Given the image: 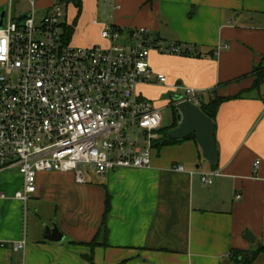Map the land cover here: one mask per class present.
Instances as JSON below:
<instances>
[{
    "label": "crops",
    "instance_id": "crops-1",
    "mask_svg": "<svg viewBox=\"0 0 264 264\" xmlns=\"http://www.w3.org/2000/svg\"><path fill=\"white\" fill-rule=\"evenodd\" d=\"M25 1L0 0L4 22L25 16ZM54 1L38 0L40 14ZM80 1L73 46L104 43L100 21L196 46L199 57L152 52L149 64L166 84H142L138 92L173 110L160 94L174 84L200 92L199 103L225 98L214 121L218 175L210 186L201 183L200 173L212 166L191 139L158 144L146 170L88 172L84 183L69 172H40L25 203L12 198L22 187L17 169L0 170V193L7 196L0 199V242L6 243L0 264H90L84 255L92 264H244L232 259V250L264 243V0ZM73 7L69 20L64 10L65 25L75 19ZM258 72L262 80L254 86ZM176 116L172 111L170 126ZM176 164L184 171L172 170ZM54 225L62 241L44 238L45 227ZM247 231L254 242L244 238ZM21 239L24 249L13 251L10 243ZM247 264H264V253Z\"/></svg>",
    "mask_w": 264,
    "mask_h": 264
},
{
    "label": "built area",
    "instance_id": "built-area-1",
    "mask_svg": "<svg viewBox=\"0 0 264 264\" xmlns=\"http://www.w3.org/2000/svg\"><path fill=\"white\" fill-rule=\"evenodd\" d=\"M27 1L31 11L0 27V170L15 168L22 177L12 198L27 202L40 172H69L84 183L88 172L150 169L163 108L142 97L138 86L166 84L149 64L152 52L194 57V45L166 41L145 27L104 24V43L73 46L63 40L65 0L44 8L37 22L38 0ZM167 89L199 104L193 88ZM217 175L213 169L200 173V181L210 186ZM10 247L21 251L25 241Z\"/></svg>",
    "mask_w": 264,
    "mask_h": 264
},
{
    "label": "water",
    "instance_id": "water-1",
    "mask_svg": "<svg viewBox=\"0 0 264 264\" xmlns=\"http://www.w3.org/2000/svg\"><path fill=\"white\" fill-rule=\"evenodd\" d=\"M4 24V10L0 12V27ZM168 99L174 104V109L179 113L180 120L178 124L169 129L167 137L174 140H182L193 134L200 147L202 155L211 166L217 165L218 154L214 138L215 123L205 115L198 105L182 100L180 94L170 93ZM244 238L248 242H254L250 232H245ZM44 238L49 241L59 242L63 240V235L54 225L52 228L45 227Z\"/></svg>",
    "mask_w": 264,
    "mask_h": 264
},
{
    "label": "trees",
    "instance_id": "trees-1",
    "mask_svg": "<svg viewBox=\"0 0 264 264\" xmlns=\"http://www.w3.org/2000/svg\"><path fill=\"white\" fill-rule=\"evenodd\" d=\"M66 2H73V5L76 7L77 12H76V16L75 19L73 20L72 24L70 25H63V40L65 43H69L70 42V37L73 33V29H74V25L75 22L80 14L81 11V1L80 0H65ZM159 37V36H158ZM162 39V38H161ZM195 50H196V54L194 55V57H199L200 56V52L197 50L196 46ZM262 80V73L258 72L257 73V77H256V82L254 84V86H257L258 83ZM239 96V95H238ZM225 98L223 97H214V98H210L207 101H201L199 103V108L200 110L207 115L212 121H215V117H216V113H217V109L220 105V103L222 101H224ZM177 113V116L174 118L172 125L169 128H164L160 131V133L162 134V138H161V142L159 143V147L161 146H165V145H173L176 144L180 141L186 140V139H191L193 140L195 143V137L193 134L187 136L186 138L182 139V140H174V139H169L167 137V132L169 129L175 127L179 120H180V116L178 114V112L175 110L174 113ZM217 165L212 166L213 170H216ZM109 210V199L107 198L105 201V212L107 213ZM99 233L105 234L107 231V227H106V219L105 216L102 219L101 225H100V229H99ZM98 242L96 240L92 241L91 243H89V245L91 246V248H93ZM260 253H264V243L259 244L256 246L255 249L253 250H232L231 252V257L234 261H236L237 263H250L252 262ZM91 254V253H90ZM84 259H86L90 264H92V256L91 255H84L83 256Z\"/></svg>",
    "mask_w": 264,
    "mask_h": 264
},
{
    "label": "rangeland",
    "instance_id": "rangeland-1",
    "mask_svg": "<svg viewBox=\"0 0 264 264\" xmlns=\"http://www.w3.org/2000/svg\"><path fill=\"white\" fill-rule=\"evenodd\" d=\"M58 0H55L54 2H56ZM66 6L63 5V9L66 11V14H67V19L69 20L71 18V16L73 15L74 13V7H73V2H65ZM21 7V6H20ZM22 10H27V11H31V8L29 6V4L25 1L24 3H22V7H21ZM40 11H36L34 13V18H35V21H39L40 19ZM100 23H106V24H111L110 21H100ZM98 41H96L95 43H97ZM73 44V42H71ZM94 43V44H95ZM71 44V45H72ZM78 46V45H77ZM171 93V91L167 90L166 92H164L163 94H160V99L161 100H168V95ZM172 111H175V109L173 110V108L171 106H167L165 109L162 110V117H163V126L165 128H169L170 124H171V115H172ZM179 114V113H178ZM12 171H16V169H11L10 172Z\"/></svg>",
    "mask_w": 264,
    "mask_h": 264
}]
</instances>
